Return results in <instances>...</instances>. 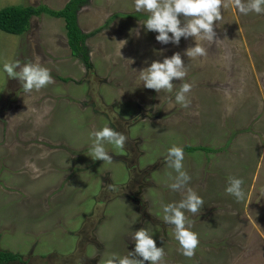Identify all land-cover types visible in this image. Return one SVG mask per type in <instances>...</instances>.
Returning a JSON list of instances; mask_svg holds the SVG:
<instances>
[{
    "label": "rangeland",
    "instance_id": "rangeland-1",
    "mask_svg": "<svg viewBox=\"0 0 264 264\" xmlns=\"http://www.w3.org/2000/svg\"><path fill=\"white\" fill-rule=\"evenodd\" d=\"M68 1L0 0V9ZM222 15L221 42H205L206 57L192 59L184 53L194 38L159 43L134 0H87L77 20L90 35L89 70L71 56L61 19L32 18L24 36L0 31V250L20 256L8 264H103L134 252L141 228L163 247L164 264H264V13L230 6ZM177 52L185 79L172 92L143 87L133 69ZM37 55L55 83L26 94L3 65ZM182 83L192 85L185 105L175 101ZM105 126L128 138L122 150L105 144L110 164L89 156L90 133ZM173 145L184 149L187 187L204 201L185 212L200 241L192 258L163 220L162 206L184 198L169 187ZM230 177L243 179L244 201L225 191Z\"/></svg>",
    "mask_w": 264,
    "mask_h": 264
},
{
    "label": "clouds",
    "instance_id": "clouds-1",
    "mask_svg": "<svg viewBox=\"0 0 264 264\" xmlns=\"http://www.w3.org/2000/svg\"><path fill=\"white\" fill-rule=\"evenodd\" d=\"M135 10L148 14L143 22V27L149 32H156V40L167 45L169 43L179 45L181 38H194L195 46L189 47L184 55L188 58L206 57L207 51L204 43H220L217 39L215 28L217 23L223 20L222 11L234 6L240 14L247 15L250 12L264 13V0H134ZM183 17V19H181ZM139 36V32H136ZM118 54L121 55L127 41L116 42ZM122 56V55H121ZM125 60V59H124ZM127 65L135 63L133 59L125 60ZM3 70L9 78L18 79L26 94L33 91L39 92L47 86L54 84L55 80L51 71L44 66L43 59L37 55L33 62L22 64L19 60L5 62ZM138 81L142 86L155 90L172 92L173 81H183L187 76V68L179 52L170 58L166 57L163 62L153 61L149 67L136 70ZM192 85L182 83L176 93L175 101L185 105L187 94L191 92ZM16 117L9 119L15 121ZM93 143L89 149L90 157L96 161L112 163L113 158L106 150L105 144H110L116 149H124L127 137L115 129L105 126L101 130L90 133ZM47 152L41 155L43 159ZM184 149L173 145L168 149L165 158L166 165L175 170L177 175L169 187L173 191L183 192L184 198L179 203H171L162 206L163 220L166 224L174 227L175 238L179 242L184 256L192 258L199 246L198 233L191 230L192 221L185 214L198 213L204 205L202 197L187 185L191 177L184 171ZM26 167L39 173L34 163L26 162ZM243 179L230 177L225 191L236 198L238 202L246 199L243 188ZM132 239L135 242L134 252L118 257L113 254L103 264H164L165 252L163 247H157L156 240L149 234L147 229L141 228L135 231Z\"/></svg>",
    "mask_w": 264,
    "mask_h": 264
},
{
    "label": "trees",
    "instance_id": "trees-1",
    "mask_svg": "<svg viewBox=\"0 0 264 264\" xmlns=\"http://www.w3.org/2000/svg\"><path fill=\"white\" fill-rule=\"evenodd\" d=\"M86 3L87 0H69L59 10H52L44 5L38 7L30 5L7 6L0 9V31L14 36H24L30 31L32 18L47 15L55 19H61L65 25L67 44L71 56L80 61L85 69L89 70L91 62L86 41L90 35L81 31L77 20L79 9ZM187 149L190 151H212V149L204 147H189ZM18 260H20L18 254L0 250V264L13 263Z\"/></svg>",
    "mask_w": 264,
    "mask_h": 264
}]
</instances>
